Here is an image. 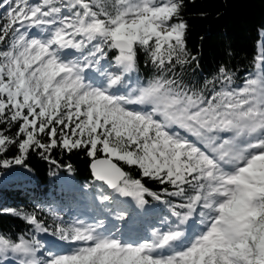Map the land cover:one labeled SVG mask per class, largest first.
<instances>
[{
    "label": "snow or ice",
    "instance_id": "snow-or-ice-1",
    "mask_svg": "<svg viewBox=\"0 0 264 264\" xmlns=\"http://www.w3.org/2000/svg\"><path fill=\"white\" fill-rule=\"evenodd\" d=\"M185 9L0 0V169L83 151L92 177L75 207L0 209L29 226L0 264H264V40L198 75Z\"/></svg>",
    "mask_w": 264,
    "mask_h": 264
},
{
    "label": "trees",
    "instance_id": "trees-1",
    "mask_svg": "<svg viewBox=\"0 0 264 264\" xmlns=\"http://www.w3.org/2000/svg\"><path fill=\"white\" fill-rule=\"evenodd\" d=\"M184 16L189 24L188 47L198 57V67L193 65L198 75H210L221 64L232 68L238 77L250 70L251 57L259 41L264 40V0H186ZM53 156L61 163H71L74 171L69 174L56 168L36 153H30L27 169H0V209L31 211L37 204L75 207L81 186L92 179L91 159L83 151L60 154L54 150ZM125 167L138 175L137 169ZM60 177H66L70 192L63 188ZM146 183L154 186L151 181ZM45 218L51 223L50 218ZM28 230L22 219L0 214V233L14 236Z\"/></svg>",
    "mask_w": 264,
    "mask_h": 264
},
{
    "label": "rangeland",
    "instance_id": "rangeland-1",
    "mask_svg": "<svg viewBox=\"0 0 264 264\" xmlns=\"http://www.w3.org/2000/svg\"><path fill=\"white\" fill-rule=\"evenodd\" d=\"M260 42V41H259ZM62 182L63 188L67 191L70 192L71 191V186L69 184V182L67 181L66 177H60L59 178ZM48 239H51L50 237Z\"/></svg>",
    "mask_w": 264,
    "mask_h": 264
},
{
    "label": "water",
    "instance_id": "water-1",
    "mask_svg": "<svg viewBox=\"0 0 264 264\" xmlns=\"http://www.w3.org/2000/svg\"><path fill=\"white\" fill-rule=\"evenodd\" d=\"M90 163H91V160H90V162H89V170H90ZM90 174H91V170H90Z\"/></svg>",
    "mask_w": 264,
    "mask_h": 264
},
{
    "label": "bare ground",
    "instance_id": "bare-ground-1",
    "mask_svg": "<svg viewBox=\"0 0 264 264\" xmlns=\"http://www.w3.org/2000/svg\"><path fill=\"white\" fill-rule=\"evenodd\" d=\"M258 46H259V43H258Z\"/></svg>",
    "mask_w": 264,
    "mask_h": 264
}]
</instances>
